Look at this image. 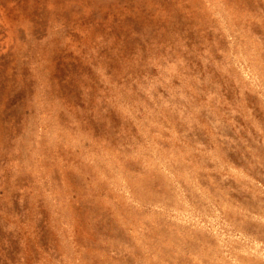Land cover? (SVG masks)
<instances>
[{"label":"rangeland","instance_id":"obj_1","mask_svg":"<svg viewBox=\"0 0 264 264\" xmlns=\"http://www.w3.org/2000/svg\"><path fill=\"white\" fill-rule=\"evenodd\" d=\"M0 264H264V0H0Z\"/></svg>","mask_w":264,"mask_h":264}]
</instances>
